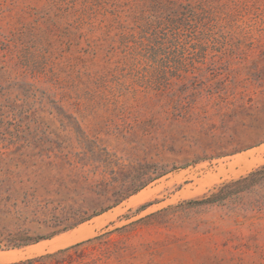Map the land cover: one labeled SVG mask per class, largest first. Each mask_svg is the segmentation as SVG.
Here are the masks:
<instances>
[{
    "label": "rangeland",
    "instance_id": "1",
    "mask_svg": "<svg viewBox=\"0 0 264 264\" xmlns=\"http://www.w3.org/2000/svg\"><path fill=\"white\" fill-rule=\"evenodd\" d=\"M262 166L264 0H0V264H264Z\"/></svg>",
    "mask_w": 264,
    "mask_h": 264
},
{
    "label": "trees",
    "instance_id": "2",
    "mask_svg": "<svg viewBox=\"0 0 264 264\" xmlns=\"http://www.w3.org/2000/svg\"><path fill=\"white\" fill-rule=\"evenodd\" d=\"M154 33L158 39L156 42L165 48L176 52L177 49H186V45L194 43V46L202 44V39L209 31L210 22L202 7L186 5L174 9L167 18L160 17ZM264 179V166L258 168L248 176L236 181L224 183L216 193L209 198L199 201L201 204H222L226 200H237L240 194L247 192L256 186H261ZM84 220L79 221V224ZM41 238L29 237L21 239L14 246H27L40 241Z\"/></svg>",
    "mask_w": 264,
    "mask_h": 264
},
{
    "label": "bare ground",
    "instance_id": "3",
    "mask_svg": "<svg viewBox=\"0 0 264 264\" xmlns=\"http://www.w3.org/2000/svg\"><path fill=\"white\" fill-rule=\"evenodd\" d=\"M86 234V233H85ZM58 239V238H57ZM63 239V238H62ZM59 240V239H58ZM58 240H56V241H58ZM55 241V240H54ZM44 243H42L41 245H43ZM48 244V243H47ZM41 245H40V247H41ZM37 247H38V245H37ZM33 247V248H31L30 247V250L31 251H36V249H40V247ZM42 247H46V244L45 245H43ZM40 250H42V249H40ZM37 251H39V250H37ZM16 254L18 255V256H21L22 255V253L21 252H16ZM11 255V253L10 254H7V253H4V254H0V260H5V259H7V257H9Z\"/></svg>",
    "mask_w": 264,
    "mask_h": 264
}]
</instances>
